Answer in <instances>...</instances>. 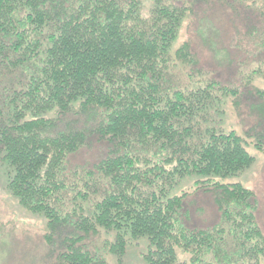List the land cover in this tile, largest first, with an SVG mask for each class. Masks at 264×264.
<instances>
[{
	"label": "trees",
	"instance_id": "obj_1",
	"mask_svg": "<svg viewBox=\"0 0 264 264\" xmlns=\"http://www.w3.org/2000/svg\"><path fill=\"white\" fill-rule=\"evenodd\" d=\"M197 1L0 0V72L13 78L0 98L6 184L44 217L61 263L107 264L105 252L144 237L145 264H264L255 192L222 180L254 156L243 135L209 118L240 93L201 74L191 39L176 43ZM249 2L264 12V0ZM93 139L106 153L70 177V155ZM191 175L220 212L211 226L182 219L186 191L175 188ZM101 229L112 235L103 249L87 247Z\"/></svg>",
	"mask_w": 264,
	"mask_h": 264
},
{
	"label": "rangeland",
	"instance_id": "obj_2",
	"mask_svg": "<svg viewBox=\"0 0 264 264\" xmlns=\"http://www.w3.org/2000/svg\"><path fill=\"white\" fill-rule=\"evenodd\" d=\"M249 1L195 2L194 14L181 28L176 43L191 39L200 60L201 74L212 76L229 91L240 93L238 106L233 102L235 96L229 93L224 96V111L219 114L212 111L209 118L223 130L232 128L243 135L246 148L254 156L250 165L222 180L240 181L255 192L256 217L264 234V117H260L263 110L256 106L264 103V96H258L255 91L257 87L264 89V46L256 44L259 38H264V12ZM200 28L205 29L212 43L202 38ZM184 75L178 73L175 78L186 81ZM12 80L8 73L0 72V98H4ZM260 133L262 146L257 147L254 142ZM105 153V143L97 139L72 153L67 161L70 177H78L72 173L77 165L91 166ZM6 169L7 162L0 157V264H63L58 258L59 245L54 247L45 238L48 229L44 217L26 210L10 193ZM201 177L183 178L175 188L178 193L186 191L182 219L188 227H207L220 219L212 193L196 188L197 179ZM105 237L112 235L101 229L98 234L86 237L84 244L102 250ZM146 249V238H132L122 254L105 252L107 264H145L143 253ZM178 253L181 259L188 257L181 250Z\"/></svg>",
	"mask_w": 264,
	"mask_h": 264
}]
</instances>
